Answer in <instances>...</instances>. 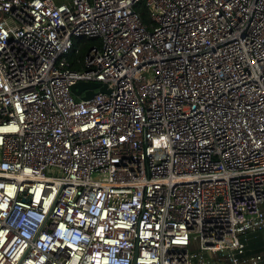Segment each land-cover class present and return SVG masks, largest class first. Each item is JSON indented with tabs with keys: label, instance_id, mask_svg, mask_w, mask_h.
<instances>
[{
	"label": "built area",
	"instance_id": "2783aa9c",
	"mask_svg": "<svg viewBox=\"0 0 264 264\" xmlns=\"http://www.w3.org/2000/svg\"><path fill=\"white\" fill-rule=\"evenodd\" d=\"M0 264H264V0H0Z\"/></svg>",
	"mask_w": 264,
	"mask_h": 264
},
{
	"label": "trees",
	"instance_id": "16d2710c",
	"mask_svg": "<svg viewBox=\"0 0 264 264\" xmlns=\"http://www.w3.org/2000/svg\"><path fill=\"white\" fill-rule=\"evenodd\" d=\"M140 14L142 16V18L144 20H146L148 18V13L146 11V9L144 7L140 8ZM97 42V40L95 39H87L84 37H75L73 40V50L71 51V53L69 54V59L70 61L73 59H76V57H82L83 54L85 53L86 49L89 47V45L91 43ZM78 48V53L74 52V49ZM261 242H253L250 243L249 246H251V249L248 250V252H252V251H256L260 248V244Z\"/></svg>",
	"mask_w": 264,
	"mask_h": 264
},
{
	"label": "water",
	"instance_id": "95a60500",
	"mask_svg": "<svg viewBox=\"0 0 264 264\" xmlns=\"http://www.w3.org/2000/svg\"><path fill=\"white\" fill-rule=\"evenodd\" d=\"M98 88L101 91H106V85L103 84L100 81H77L74 84L71 85V90L74 94L80 95L81 91L84 90L83 95H81V98L86 99L92 96V94L95 92L94 89Z\"/></svg>",
	"mask_w": 264,
	"mask_h": 264
}]
</instances>
